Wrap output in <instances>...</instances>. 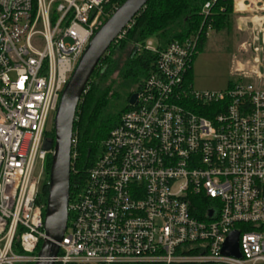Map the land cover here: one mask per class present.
I'll return each mask as SVG.
<instances>
[{
    "label": "built area",
    "instance_id": "built-area-1",
    "mask_svg": "<svg viewBox=\"0 0 264 264\" xmlns=\"http://www.w3.org/2000/svg\"><path fill=\"white\" fill-rule=\"evenodd\" d=\"M116 8L111 0H0V264L37 260L49 114ZM196 40L136 46L157 54L154 68L74 184L54 264H264V33L238 46L220 91L188 81ZM78 140L73 129L75 176ZM232 231L239 256L222 252Z\"/></svg>",
    "mask_w": 264,
    "mask_h": 264
},
{
    "label": "trees",
    "instance_id": "trees-1",
    "mask_svg": "<svg viewBox=\"0 0 264 264\" xmlns=\"http://www.w3.org/2000/svg\"><path fill=\"white\" fill-rule=\"evenodd\" d=\"M123 1L111 0L116 7ZM206 3H209L207 13H203ZM233 12V0H149L133 17L129 27L99 60L77 105L73 129L77 130L79 139L76 164L79 174L70 173V197L75 190L74 184L79 181L82 185L85 168L91 164L110 130L118 123L121 114L131 108L126 100L154 68L157 54L145 49L136 51V46L154 39L157 49L161 50L175 40L196 37L197 51H201L208 32L230 30ZM125 50L126 57L119 66L117 54ZM115 71L117 78L112 77ZM187 78L192 83L191 70ZM45 139L52 149V127L45 132ZM49 162L50 155L38 195L43 208ZM200 207L204 208L203 205Z\"/></svg>",
    "mask_w": 264,
    "mask_h": 264
},
{
    "label": "water",
    "instance_id": "water-1",
    "mask_svg": "<svg viewBox=\"0 0 264 264\" xmlns=\"http://www.w3.org/2000/svg\"><path fill=\"white\" fill-rule=\"evenodd\" d=\"M148 1L124 0L103 21L89 40L61 92L53 117L52 149L50 144L44 143V148L51 150L43 211L45 237L33 264H54L53 258L58 254L59 243L66 231L70 197V141L80 98L101 57ZM135 100L136 93H132L128 104H134ZM208 214L211 215V211ZM237 237V231L230 232L222 248L223 253L240 255Z\"/></svg>",
    "mask_w": 264,
    "mask_h": 264
},
{
    "label": "rangeland",
    "instance_id": "rangeland-1",
    "mask_svg": "<svg viewBox=\"0 0 264 264\" xmlns=\"http://www.w3.org/2000/svg\"><path fill=\"white\" fill-rule=\"evenodd\" d=\"M233 4L235 7L230 30L208 32L203 49L196 51L194 55L191 63V80L193 88L197 91H220L228 87L229 81L232 80L233 65L237 62V56L240 55H237L238 46L241 45V42H249L251 38L250 29H259V21H264V0L260 2L252 0V3L249 2L250 6L248 8H245L243 2L239 0H233ZM238 9L240 10L238 11ZM238 27L246 31H241ZM262 28H264V24L261 23L260 29ZM152 41L156 46L154 39ZM117 55H119L120 66L126 57V50ZM235 55L237 56L234 59L233 56ZM253 55L254 52L251 50V52L243 55V59L249 63ZM112 77L117 78V71L114 72ZM241 82L243 84H253L254 80L243 77ZM124 105L122 104V107ZM52 119L53 114H49L48 129L53 126ZM35 165L36 171H41V162L37 160ZM43 176L45 177V174Z\"/></svg>",
    "mask_w": 264,
    "mask_h": 264
},
{
    "label": "bare ground",
    "instance_id": "bare-ground-1",
    "mask_svg": "<svg viewBox=\"0 0 264 264\" xmlns=\"http://www.w3.org/2000/svg\"><path fill=\"white\" fill-rule=\"evenodd\" d=\"M239 1H242V0H239ZM238 10H240V9H238ZM262 22H264V21H259V24H258L259 25V29L258 28L257 29L256 28L255 29L254 28L250 29V33H249L251 35L250 41L249 42H246V41L241 42V45L239 46V49H242L244 46H247L248 44H252L256 40L257 34H260L261 32L264 33V29L263 28L260 29V24ZM238 29L241 30V31H246V30L240 29L239 27H238Z\"/></svg>",
    "mask_w": 264,
    "mask_h": 264
},
{
    "label": "flooded vegetation",
    "instance_id": "flooded-vegetation-1",
    "mask_svg": "<svg viewBox=\"0 0 264 264\" xmlns=\"http://www.w3.org/2000/svg\"><path fill=\"white\" fill-rule=\"evenodd\" d=\"M128 99H129V97H128ZM128 99L126 100V101H127V103H128ZM123 104H125V103H123Z\"/></svg>",
    "mask_w": 264,
    "mask_h": 264
},
{
    "label": "crops",
    "instance_id": "crops-1",
    "mask_svg": "<svg viewBox=\"0 0 264 264\" xmlns=\"http://www.w3.org/2000/svg\"><path fill=\"white\" fill-rule=\"evenodd\" d=\"M235 6V5H234ZM245 6V5H244ZM239 11V10H238Z\"/></svg>",
    "mask_w": 264,
    "mask_h": 264
}]
</instances>
